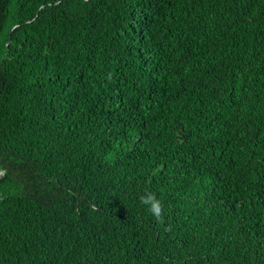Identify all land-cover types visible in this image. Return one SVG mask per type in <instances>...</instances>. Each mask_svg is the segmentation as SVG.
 Wrapping results in <instances>:
<instances>
[{
  "label": "trees",
  "instance_id": "trees-1",
  "mask_svg": "<svg viewBox=\"0 0 264 264\" xmlns=\"http://www.w3.org/2000/svg\"><path fill=\"white\" fill-rule=\"evenodd\" d=\"M0 264H264V0H0Z\"/></svg>",
  "mask_w": 264,
  "mask_h": 264
},
{
  "label": "clouds",
  "instance_id": "clouds-1",
  "mask_svg": "<svg viewBox=\"0 0 264 264\" xmlns=\"http://www.w3.org/2000/svg\"><path fill=\"white\" fill-rule=\"evenodd\" d=\"M140 201L146 206L147 211L154 217V219L163 223L164 213H163V203L157 198L155 193L145 192L144 195L140 196Z\"/></svg>",
  "mask_w": 264,
  "mask_h": 264
}]
</instances>
